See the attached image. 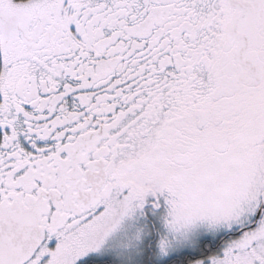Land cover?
<instances>
[{
	"label": "snow or ice",
	"instance_id": "1",
	"mask_svg": "<svg viewBox=\"0 0 264 264\" xmlns=\"http://www.w3.org/2000/svg\"><path fill=\"white\" fill-rule=\"evenodd\" d=\"M0 264H264V0H0Z\"/></svg>",
	"mask_w": 264,
	"mask_h": 264
}]
</instances>
